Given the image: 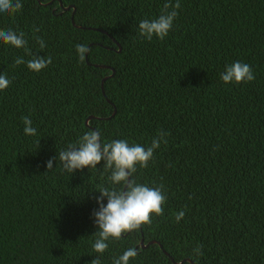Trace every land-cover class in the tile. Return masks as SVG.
Masks as SVG:
<instances>
[{"label":"trees","instance_id":"obj_1","mask_svg":"<svg viewBox=\"0 0 264 264\" xmlns=\"http://www.w3.org/2000/svg\"><path fill=\"white\" fill-rule=\"evenodd\" d=\"M178 263L264 264V0H0V264Z\"/></svg>","mask_w":264,"mask_h":264},{"label":"water","instance_id":"obj_2","mask_svg":"<svg viewBox=\"0 0 264 264\" xmlns=\"http://www.w3.org/2000/svg\"><path fill=\"white\" fill-rule=\"evenodd\" d=\"M65 9H67V8H65ZM96 137H97V139H98V134H96ZM133 204H134V202H133ZM140 245L142 246V248L146 247V245H147V244H144V240H143V238H142L141 241H140ZM180 263H181V262H180ZM180 263H178V264H180Z\"/></svg>","mask_w":264,"mask_h":264}]
</instances>
